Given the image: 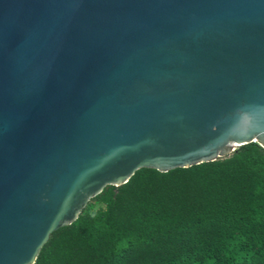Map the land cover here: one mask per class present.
Instances as JSON below:
<instances>
[{
  "label": "water",
  "instance_id": "95a60500",
  "mask_svg": "<svg viewBox=\"0 0 264 264\" xmlns=\"http://www.w3.org/2000/svg\"><path fill=\"white\" fill-rule=\"evenodd\" d=\"M249 143L264 149V0H0V264H33L141 168Z\"/></svg>",
  "mask_w": 264,
  "mask_h": 264
},
{
  "label": "trees",
  "instance_id": "16d2710c",
  "mask_svg": "<svg viewBox=\"0 0 264 264\" xmlns=\"http://www.w3.org/2000/svg\"><path fill=\"white\" fill-rule=\"evenodd\" d=\"M33 264H264V149L141 168L53 231Z\"/></svg>",
  "mask_w": 264,
  "mask_h": 264
}]
</instances>
